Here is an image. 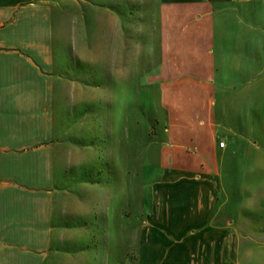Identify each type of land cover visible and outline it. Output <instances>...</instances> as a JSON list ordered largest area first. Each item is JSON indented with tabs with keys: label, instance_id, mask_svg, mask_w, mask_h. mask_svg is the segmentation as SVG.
<instances>
[{
	"label": "crops",
	"instance_id": "obj_1",
	"mask_svg": "<svg viewBox=\"0 0 264 264\" xmlns=\"http://www.w3.org/2000/svg\"><path fill=\"white\" fill-rule=\"evenodd\" d=\"M54 3L0 0V264H89L78 253L89 242L90 264H264V12L255 0L163 2L169 163L128 237L105 235L111 220L103 234L78 225L89 211L60 148L69 95L56 52L68 48L54 42Z\"/></svg>",
	"mask_w": 264,
	"mask_h": 264
},
{
	"label": "rangeland",
	"instance_id": "obj_2",
	"mask_svg": "<svg viewBox=\"0 0 264 264\" xmlns=\"http://www.w3.org/2000/svg\"><path fill=\"white\" fill-rule=\"evenodd\" d=\"M164 1L54 0V42L68 48L56 52V73L69 95L58 113L60 148L78 205L89 211L78 225L101 229L98 234L111 220L105 235H134L136 209L145 214L152 184L169 163L168 102L158 79L163 51L157 17ZM255 10L262 16L263 0H255ZM62 19L67 23L60 32ZM184 102L179 97L176 103ZM79 252L87 255L80 261L90 264V242L79 244Z\"/></svg>",
	"mask_w": 264,
	"mask_h": 264
},
{
	"label": "built area",
	"instance_id": "obj_3",
	"mask_svg": "<svg viewBox=\"0 0 264 264\" xmlns=\"http://www.w3.org/2000/svg\"><path fill=\"white\" fill-rule=\"evenodd\" d=\"M219 144H220L221 147H224L226 145L225 141H220Z\"/></svg>",
	"mask_w": 264,
	"mask_h": 264
}]
</instances>
